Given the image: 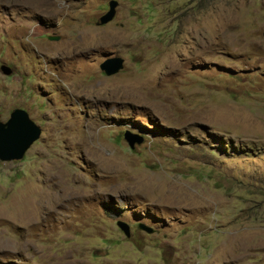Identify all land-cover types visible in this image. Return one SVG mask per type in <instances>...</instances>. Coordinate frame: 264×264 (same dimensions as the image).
Listing matches in <instances>:
<instances>
[{
  "label": "rangeland",
  "instance_id": "374dc122",
  "mask_svg": "<svg viewBox=\"0 0 264 264\" xmlns=\"http://www.w3.org/2000/svg\"><path fill=\"white\" fill-rule=\"evenodd\" d=\"M109 1L0 0V264H264V0Z\"/></svg>",
  "mask_w": 264,
  "mask_h": 264
},
{
  "label": "water",
  "instance_id": "95a60500",
  "mask_svg": "<svg viewBox=\"0 0 264 264\" xmlns=\"http://www.w3.org/2000/svg\"><path fill=\"white\" fill-rule=\"evenodd\" d=\"M118 3L115 0L108 2V11L99 18L98 25L104 26L109 24L116 15ZM50 40L57 41L54 36H49ZM123 59L109 58L100 64V70L107 76L116 75L123 67ZM2 70L5 74H12V69L3 65ZM40 136V128L30 120L28 114L22 109H15L10 118L6 122L0 121V160L3 162L19 161L23 158L30 146L38 140ZM123 138L128 146L133 149L136 144H142L143 137L126 130L123 133ZM118 229L126 237L130 236V227L128 223L118 221L116 223ZM138 228L147 233L152 234V228L140 223Z\"/></svg>",
  "mask_w": 264,
  "mask_h": 264
}]
</instances>
